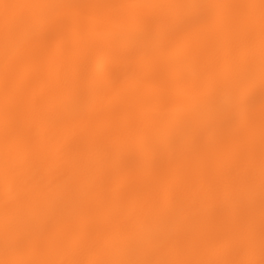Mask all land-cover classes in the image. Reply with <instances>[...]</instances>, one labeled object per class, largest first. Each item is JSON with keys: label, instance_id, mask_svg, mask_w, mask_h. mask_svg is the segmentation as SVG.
<instances>
[{"label": "bare ground", "instance_id": "obj_1", "mask_svg": "<svg viewBox=\"0 0 264 264\" xmlns=\"http://www.w3.org/2000/svg\"><path fill=\"white\" fill-rule=\"evenodd\" d=\"M264 0H0V264H264Z\"/></svg>", "mask_w": 264, "mask_h": 264}, {"label": "snow or ice", "instance_id": "obj_2", "mask_svg": "<svg viewBox=\"0 0 264 264\" xmlns=\"http://www.w3.org/2000/svg\"><path fill=\"white\" fill-rule=\"evenodd\" d=\"M262 6H264V4H262Z\"/></svg>", "mask_w": 264, "mask_h": 264}]
</instances>
